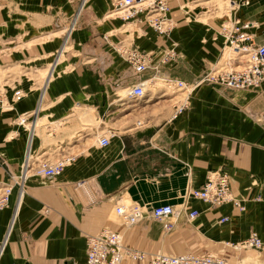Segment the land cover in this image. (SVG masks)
Listing matches in <instances>:
<instances>
[{
	"label": "crops",
	"instance_id": "obj_1",
	"mask_svg": "<svg viewBox=\"0 0 264 264\" xmlns=\"http://www.w3.org/2000/svg\"><path fill=\"white\" fill-rule=\"evenodd\" d=\"M92 1L101 5L106 3L105 0ZM174 1H170V8ZM78 3L80 0H34L28 9L34 12L37 30L44 32L45 26L57 17L59 7L69 12ZM244 6H240L242 13L237 17L244 23L249 22L245 29L254 34L253 42L264 43V17L261 15L264 10L250 11ZM115 15L111 12L108 16ZM100 19V15L94 14L85 20L76 38L82 36L79 39L82 42L87 40L92 45L91 42L97 41V47H105L103 55L107 57V63L101 58L102 52L94 47L99 57L93 67H65L63 73L50 78L54 66L62 60L64 50H60L51 68L46 67L47 60L58 46L57 41H33L25 50L20 48L18 58L17 55L14 58L24 63L28 73L39 68L44 75L48 73L49 87L43 100L40 99V89L22 88L12 77L6 78L3 85L0 83V99L12 104L10 107L0 106V156L8 163H0V177H8V167L14 172L19 171L29 138L32 151L48 147L50 129L55 127L40 129L39 126H47L38 122L43 117H60L75 105L74 114L78 111L82 115L86 113L79 110L83 103L94 112L98 122L102 121L96 129L85 134L92 135L71 145V149L76 148L77 152L71 151L75 152L73 158L54 181L39 174L30 176L19 204L18 188L14 187L9 205L0 209V264H84L87 236L108 224L124 231L127 244L150 251L166 249L184 253L194 249L195 252H207L211 248L217 249L220 244L240 241L251 230L264 239V120L258 118L264 111V81L248 89L200 83L194 87L182 110H176L172 116L168 110L166 115L146 119L149 123L139 125L142 113L136 107V101L148 100V94L136 101L127 95L128 99L119 105V100L124 97L122 87L152 75L154 69L138 73L110 46L108 50L107 44L111 45L123 35L117 29L121 22L119 19H106V22L101 19L103 25ZM107 31H113L112 41L104 39ZM47 33L45 36L57 34L56 31ZM126 34L128 36L129 32ZM131 34L146 51L156 46V37H159L152 31L141 39H137L135 31ZM40 37L43 35H35L32 39ZM223 37L226 43L224 33ZM183 38L186 41L184 54L161 65L158 75L193 83L212 67V62L220 57L225 46L220 51L219 43L212 41L211 36L205 37L199 30L191 38L184 30ZM104 40L107 44L101 43ZM231 56L233 54L226 49L220 62L230 61ZM30 83L26 82V85ZM119 87L121 98L115 93ZM18 88L25 95L14 100L13 94ZM185 98L186 94L158 103H180ZM122 104L132 105V110L117 116L123 109ZM142 111L148 110L143 107ZM23 112L36 113V117L33 115L25 125L18 124L16 118ZM107 121L114 125L116 135L108 145L101 146L97 141L98 132L104 129ZM32 122L34 129L30 136ZM84 128L79 118H72L66 132L80 135ZM214 169H223L232 176L233 191L243 199L245 210L241 211L231 202L211 206L201 199L190 198L186 208L174 217L177 222L172 231H166L161 221L149 216L131 228L119 223L114 210L117 201H136L149 207L172 203L181 207L186 191L201 187L207 173ZM193 209L200 213L189 219L188 213ZM223 216L229 219L220 221ZM131 264L142 263L135 261Z\"/></svg>",
	"mask_w": 264,
	"mask_h": 264
},
{
	"label": "rangeland",
	"instance_id": "obj_2",
	"mask_svg": "<svg viewBox=\"0 0 264 264\" xmlns=\"http://www.w3.org/2000/svg\"><path fill=\"white\" fill-rule=\"evenodd\" d=\"M58 1H64V0H58ZM105 1H106L105 5H101L99 4V2L95 3V1L93 2L92 0H86L81 8V4L83 0H80V3H78L76 8L69 12H67V10H65L63 7H59L58 14L56 17L58 19L56 18L53 19L49 24L45 26V31L41 32L37 30L38 28L36 26L37 22H35V18L33 16L34 12L29 11V9H31V5L34 2V0H0V83L2 84L6 78L12 77L13 79H15L16 83L20 85L22 88L27 86L28 88L34 90L40 89L41 90L40 99H41L42 94L45 93L46 89L49 87V85L47 86L48 73L44 75L43 72L39 70L42 68H39L38 71L36 72H33L32 70L31 72L28 73L27 72L28 69L24 67V63L18 62V59L14 58V56L17 55L18 52L20 51L19 50L20 48L25 50L26 49L25 47L31 44L33 41L34 42L46 41L47 39L57 41L58 46L55 49V51L50 55V59L47 60L45 65L46 67L51 68L52 65L55 63L56 57L60 54V50H64L62 51L63 58L60 62H58V64L54 66V70L52 71V75H50V78L51 77L53 78L54 76L63 73V69L65 67L66 69L72 67L73 65H90L93 67V64L97 62V59L99 57V54L94 52L93 50L94 47H96V49L100 51V53L102 52L101 58L106 59L107 57L103 55L104 53L103 50L105 49V47L104 48H102L103 46L102 47L100 46L101 48L97 47V44H99L97 43V41L91 42L92 45H89L90 43H88L87 40L83 42L79 40L82 39V36L79 39L76 38L78 33L77 31H82L81 26L84 25L85 20L89 19L91 16H94V14L97 16L100 15L101 19L105 20V22L106 19L107 20L119 19L121 22V25L119 26V28H117L119 29V31H122L123 35L121 38L112 41L113 39L112 36H114L113 31L112 32L107 31L108 34L103 35L104 39L107 42H109L110 40L112 41L111 45L110 43L107 44L105 40L101 41V43H105L108 45V50L111 47L113 51L117 53V55H120V57L123 58L120 52L122 46L124 48L137 47L139 49H143L141 43L135 41L136 39L134 37V34H131V31H135V35H138L139 37L137 39H141L142 37L149 35V32L152 31L153 33H156V35L158 34L159 37H156V46H154V48H149L147 51L153 52L156 56L155 58H157L161 53L165 52V50L169 49L172 46H175L177 50L178 48H180V51L179 50L178 51L184 54L183 50L185 48V42H186L183 38L184 30L187 31L188 35H190V38L194 35L196 30L202 32L205 37L206 35L211 36L212 41H216L219 43L220 51L222 50V47L225 46L224 52L226 51V49H228V52L230 54L231 47L228 48V46L225 43V38L223 37V31H222L223 26L230 23L232 20H234L237 17L238 14L242 13L241 7L235 6L238 0H235L236 2H234V0H175L168 13L169 17L173 20V27L171 31L166 33H161L158 30L156 29L154 30L151 27V24L147 19L146 12H138L133 17L128 18L126 20L120 17L119 14L113 17H109L108 15L113 11L114 7L112 5L111 0H105ZM87 7L88 8L90 7L89 12ZM244 7H249L247 9H251L250 11H258L260 9L264 10V0H252L249 4H246V6ZM261 15L264 17V11L261 12ZM101 19H100V24L104 25V21H102ZM40 23L41 22H39L38 24L40 25ZM72 24H74V29L68 31L67 29ZM61 29H63L64 31H60ZM46 31L49 33L52 31H56L57 34H54L52 36H47V35L45 36V34H48ZM127 32H129L130 36L129 35L127 36L126 34ZM35 35H40V36L43 35V37L32 39L33 36ZM109 36L111 37V39H109ZM11 39H14V41H11ZM204 41H206V39H204ZM84 46L88 48H84ZM232 57L234 56H231V58ZM218 59L216 61H213L211 66H214L218 62ZM107 62L108 60L106 59V63ZM236 67L239 68L240 65ZM93 77H95L94 74ZM26 82H31V83L30 85H26ZM36 86L38 87L40 86V87L38 88ZM194 87L195 86L192 87L188 86L187 89L183 90L184 92L182 91L176 92L175 90L178 87H175L174 85L169 87L166 84L165 78L161 75L156 77L154 81L148 84V89H147L148 100L141 99L136 101L137 98L133 99L137 103L136 107H139L140 108L139 111L142 113L140 114V118H139L143 122L142 125L149 123L146 122V119H150L153 117L160 118L161 116L166 115L168 110L170 111L169 116H172V114L178 109L179 106L183 105V107H185V105L188 102L189 95L193 91ZM120 88L121 87L115 89L116 96H118L119 98L122 97L119 91ZM3 89H5L4 86ZM1 91L2 89H0V92ZM184 94H186L185 101L179 104L176 103V101L169 102L170 104L168 105H161L158 103L161 102V100L173 99L175 97ZM46 97L44 99H46ZM127 99H128L127 95L122 99H120L118 102L120 103L119 105H121L122 102L124 103ZM8 105L9 102L7 101L4 102L2 99H0L1 107L4 106L8 107ZM75 106L73 109L70 110L69 113H65L60 117L53 116V118L52 117L50 118L43 117L42 119L39 118L41 119V121L38 122L46 123V125L48 126V127L45 125L39 126L40 129L41 128L48 129L53 127L55 128L54 130L50 129V134L48 135V139L50 138L51 140L48 141V143L50 142L48 147L41 151L38 150L32 151L35 157L39 155H43V156H50L51 159H56L57 157H62L65 155L74 156L75 152H71V151L77 152V150H75L76 148H73L74 150L71 149V145L73 143L81 142L85 138V136L88 137L92 135L90 133L88 135L85 134H87L88 132H92V130L97 128L96 126L98 124L102 123L100 119H99L100 121L98 122V118H96V116L93 114L94 112L91 111V109H88L89 106L84 105L83 103L79 105L80 106V109L78 108L79 110L86 111V113L84 114L82 113V115H80L81 113H78V111L76 114H74L76 112L75 109L77 110ZM122 106L123 109L116 114L117 116H119V114H127L132 110L131 107L132 105L127 106L126 104H122ZM143 107L147 108L148 111L147 112L142 111ZM50 109L51 108L49 107L48 110ZM72 118L80 119L82 125L85 126V128L80 132L84 134L81 133L79 135L78 133L71 134L70 132H66L68 131L67 128ZM58 123H61L59 124L60 126H58ZM33 129L34 126L33 124H31L30 134L33 131ZM104 129L98 132V134L106 132V134L110 137V139L116 135V130L114 125L111 124L109 121H107L106 124L104 125ZM45 151L48 152L44 153ZM6 162L4 158L0 156V163H3L4 165H8L6 164ZM7 173H8V177H6V175L0 177V189L4 187L6 184L13 183V179H11L10 177L9 167L7 168ZM230 177L232 179V176ZM245 208L244 209L239 208V209L243 211L245 210ZM118 217L120 220L119 223H121V225L124 226L125 228H129L122 223V219L119 215ZM220 221L222 220L220 219ZM107 226L120 230L121 232H123L124 235V231L121 228L118 227L115 228V226L113 227L111 224H108ZM172 230L173 229L168 230V232ZM253 231L255 230H251L250 233H252ZM228 249L233 250L234 252L232 251L230 252L228 251ZM158 251L174 253V254L180 253V252H176L175 250H166V249L165 250L160 249ZM187 251H195V250L189 249ZM209 251H213L220 255L229 257L232 260L243 258L245 261H251L250 263L264 264V255L258 254L256 250L244 249L239 251L227 245V242L223 243V245L222 244L218 245L217 249L211 248L209 249Z\"/></svg>",
	"mask_w": 264,
	"mask_h": 264
},
{
	"label": "built area",
	"instance_id": "obj_3",
	"mask_svg": "<svg viewBox=\"0 0 264 264\" xmlns=\"http://www.w3.org/2000/svg\"><path fill=\"white\" fill-rule=\"evenodd\" d=\"M83 0L81 8L84 5ZM114 10L124 9L119 13L125 19L133 17L136 13L144 11L147 13V19L159 32L166 33L171 31L173 20L169 17L171 0H111ZM236 2V1H234ZM251 0H238L235 6L249 4ZM249 22H242L236 17L230 23L223 26V33L226 37V45L233 47L234 57L228 62H218L204 72L198 81L190 83L180 78L163 76L168 85L178 88H187L196 86L203 82H209L222 88L248 89L256 87L264 81V43L253 42V33L246 30ZM125 60L129 62L132 68L143 73L148 69H154V73L147 77H142L135 83L127 85L128 93L134 98L145 97L147 94L148 79L158 77L161 65L169 61L176 60L181 53L175 46L170 47L161 53L157 58L151 51L139 49L137 47H128L125 50ZM237 68L236 66H239ZM25 95V92L18 88L14 91V100H18ZM44 93L41 96L43 100ZM12 105V104H11ZM10 104L8 107L11 106ZM183 105L179 106L177 111L182 110ZM36 113H20L16 121L18 124L25 125ZM264 120V111L258 116ZM33 124V122H32ZM142 125L141 120L138 121ZM32 134V132H31ZM30 134V136H31ZM110 137L103 132L99 135L97 141L99 145L106 146L110 143ZM43 154V153H42ZM73 156L65 155L51 159L49 156H34L32 153V140L29 138L27 150L21 162L18 172L10 170V177L13 183L6 184L0 189V209L6 207L10 201V195L17 186L19 201L26 190L27 181L30 176L39 174L50 181H54L59 176L68 161ZM5 162L6 159L4 158ZM6 164H8L6 162ZM185 200L179 207L172 203H163L152 207L146 206L136 201H117L115 210L121 217L122 223L126 227H133L138 224L145 216L152 217L163 223L168 231L175 228L174 217L186 208L190 198L201 199L208 202L211 206L222 205L231 202L240 209L245 208L243 199L237 197L232 188V180L229 173L223 169H214L207 173L205 183L201 187H191L185 193ZM198 209L189 211L188 218L192 219L199 215ZM228 216H223L222 221L228 220ZM227 245L236 250L254 249L260 255H264V239L258 232L253 231L246 238L237 242H227ZM140 261L142 264H254L251 261H245L243 258L230 259L213 251L195 252L187 251L184 253H167L163 251H150L138 249L124 241L123 232L110 226L103 227L99 232L87 236V259L84 264H131Z\"/></svg>",
	"mask_w": 264,
	"mask_h": 264
},
{
	"label": "bare ground",
	"instance_id": "obj_4",
	"mask_svg": "<svg viewBox=\"0 0 264 264\" xmlns=\"http://www.w3.org/2000/svg\"><path fill=\"white\" fill-rule=\"evenodd\" d=\"M114 9H116V8H113V13H115L116 15L117 14H119V13H121V12H124V9H119V10H114ZM140 12H144V11H140ZM119 16H121V15H119ZM74 29V24H72L71 26H69V28L67 29L68 31H71V30H73ZM228 46V45H227ZM229 47H231V46H228V48ZM122 49H120V52H121V54L123 53V55L124 56H126V53H125V50L128 48H124L123 46L121 47ZM230 55L231 54H233V56L235 55V51H234V49H233V47H231V49H230ZM154 54V53H153ZM155 55V54H154ZM152 81H154V79H148V81H147V83L148 84H150ZM167 84V83H166ZM168 85V84H167ZM169 87H171L170 85H168ZM122 88H124L123 89V94H124V97L127 95V93H128V87H126V86H124V87H122ZM121 89V88H120ZM147 89H148V85H147ZM185 89H187V88H176V92H180V91H182V92H184L183 90H185ZM172 90V89H171ZM174 92V91H173ZM122 96V95H121ZM123 97V96H122ZM181 103V102H180ZM179 104V103H178ZM115 212H116V210H115ZM117 213V212H116ZM176 222L177 221H175V227H176Z\"/></svg>",
	"mask_w": 264,
	"mask_h": 264
}]
</instances>
